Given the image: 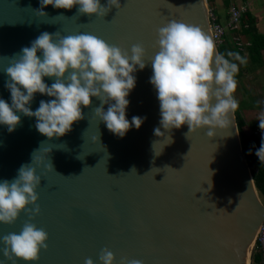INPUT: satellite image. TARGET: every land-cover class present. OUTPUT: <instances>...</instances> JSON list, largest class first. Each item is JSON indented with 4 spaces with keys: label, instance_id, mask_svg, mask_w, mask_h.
<instances>
[{
    "label": "water",
    "instance_id": "1",
    "mask_svg": "<svg viewBox=\"0 0 264 264\" xmlns=\"http://www.w3.org/2000/svg\"><path fill=\"white\" fill-rule=\"evenodd\" d=\"M120 3L119 10L113 7L104 17L78 14V5L71 10L49 5L43 9L47 15L38 16L33 10L40 7L39 0H0V99L9 104L4 69L42 32L91 34L129 55L133 44L142 43L146 49V66L132 74L135 86L126 97V119H146L122 138L94 115L100 106L95 97L88 107L81 105L84 118L59 138L40 134L36 118L22 113H17L20 122L14 131L0 125V181L12 180L39 150L36 155L54 168H36L41 176L36 188L40 212L30 221L47 232L48 247L41 249L37 261L14 258L16 264H84L88 258L100 264L105 248L113 253V264L122 258L143 264H250L264 199L256 192L241 152L234 114L229 127L213 129L214 135L207 127L186 135V124L166 131L160 126V102L150 83L157 29L175 20L199 26L210 36L206 1ZM43 79L51 86L55 78ZM51 99L35 93L30 108L35 111L41 100ZM156 128L163 136L154 134ZM45 149H51L48 157ZM28 220L21 211L13 224L0 223V237L18 234ZM0 264H12L2 251Z\"/></svg>",
    "mask_w": 264,
    "mask_h": 264
},
{
    "label": "clouds",
    "instance_id": "2",
    "mask_svg": "<svg viewBox=\"0 0 264 264\" xmlns=\"http://www.w3.org/2000/svg\"><path fill=\"white\" fill-rule=\"evenodd\" d=\"M39 3L40 7L33 10L38 16H46L43 9L49 5L65 10L78 5V14L97 17H104L113 7L117 10L122 7L120 0H106L104 5L100 0H39ZM153 47L158 51L150 58L153 70L150 83L160 102V126L171 131L186 124L189 129L186 135L205 127L210 129L208 134L214 135L213 129L229 127L231 113L238 108L233 93L239 68L233 59L241 64L246 60L231 51L226 58L199 26L175 20L157 29ZM130 53L91 34L62 36L60 32H42L30 47L11 57L4 69L8 77L4 86L11 93V104L0 99V125L14 131L20 122L17 113H22L36 118L35 127L40 134L49 139L59 138L72 130L74 122L84 118L81 105L88 107L95 97L100 106L94 109V115L110 132L122 138L131 127L139 129L146 117L126 119L129 104L126 97L135 86L132 74L146 66V49L142 43H136ZM44 77L55 78L51 86L44 82ZM35 93L54 99L41 100L32 111L30 102ZM259 128L264 133V117L259 120ZM154 134L163 136L160 128L154 129ZM167 138L171 143V136ZM50 150L43 151L47 152L46 157ZM38 152L33 153L31 163L20 166L12 180L0 181V223L13 224L21 211L29 217L18 234L0 237L3 244L0 251L12 264H16L14 258L37 261L41 249L48 247L47 232L30 222L40 212L36 188L41 184V176L36 175V168L54 169L52 163H45L44 156L36 155ZM255 155L264 161V135ZM99 261L113 264L114 255L107 248L102 249ZM84 264H93V260L88 258ZM120 264H143V261L122 258Z\"/></svg>",
    "mask_w": 264,
    "mask_h": 264
},
{
    "label": "trees",
    "instance_id": "3",
    "mask_svg": "<svg viewBox=\"0 0 264 264\" xmlns=\"http://www.w3.org/2000/svg\"><path fill=\"white\" fill-rule=\"evenodd\" d=\"M215 0H206L207 3L211 4ZM228 0H222L221 6L222 9H227L230 5H228ZM236 4V3H235ZM220 6V8H221ZM213 12L217 16V21H221L224 18V14H221L217 9L213 10ZM222 15V17H221ZM263 16H264V8H263ZM264 25V21H263ZM239 30L236 31H228L226 33L225 41L217 47V51L221 54H224L226 58L228 52H236L239 53L241 57H244V53L247 56L246 63L241 64L239 61L233 62L237 63L239 71L235 76L236 81L242 77L244 70L248 71L250 69L257 70L262 66V52L264 51V34L257 32L255 27V18L248 12H244L239 21ZM240 34V35H239ZM239 35L240 41H246V45L243 50H240L235 42L230 40V37ZM232 59V58H230ZM243 101L238 102V108L234 114L235 125L237 129V133L239 136L241 152L243 157L247 163V166L250 170L251 178L253 181V185L256 189V192L264 199V161H259L255 152L259 149L260 144L258 138L252 133H246L244 131V127L246 123L240 113V111L244 107H250L249 105L241 106ZM252 264H260V256L258 253L254 252L251 256Z\"/></svg>",
    "mask_w": 264,
    "mask_h": 264
},
{
    "label": "rangeland",
    "instance_id": "4",
    "mask_svg": "<svg viewBox=\"0 0 264 264\" xmlns=\"http://www.w3.org/2000/svg\"><path fill=\"white\" fill-rule=\"evenodd\" d=\"M206 1V0H205ZM222 0H215L213 3L209 4L206 2V7L209 10H219L221 14H225L226 8L222 9L221 6ZM242 0H228L229 4H235ZM247 4V10L252 15H256L258 19H260L259 23L263 24V14L260 11H263L264 8V0H244ZM221 6V8H220ZM222 17V15H221ZM257 20V19H256ZM223 21V18L221 19ZM262 21V22H261ZM258 23V20H257ZM263 27V25H261ZM240 26H238L239 30ZM240 35V34H239ZM239 35L238 42L240 43V46L238 48H241L243 50L246 41L242 42L239 41ZM233 37L231 35L230 40L235 42L233 40ZM244 57L247 60V56L244 53ZM233 97L237 102L243 101L241 106L249 105L250 107H244L240 113L246 123V128H244V131L246 133H250L256 128H259V120L264 117V57H263V64L260 68L257 70H248L243 72V75L241 78L237 80V88L236 91L233 93ZM260 129V128H259ZM254 254V252L251 253V255ZM250 264H252L250 259Z\"/></svg>",
    "mask_w": 264,
    "mask_h": 264
},
{
    "label": "built area",
    "instance_id": "5",
    "mask_svg": "<svg viewBox=\"0 0 264 264\" xmlns=\"http://www.w3.org/2000/svg\"><path fill=\"white\" fill-rule=\"evenodd\" d=\"M246 7L241 5H230L224 14L223 21H217V16L213 10L207 9V19L209 23V33L210 37L214 40L216 47L222 44L226 39V33L228 31L238 30L239 21L241 15L246 12ZM235 44L239 47L238 37H233ZM240 41V37H239ZM241 50V48H239ZM252 133L258 138L259 144H261V138L264 133L261 129H255ZM252 252L258 253L260 256V264H264V218L261 221L257 232L255 234L254 240L252 242ZM252 256V255H251Z\"/></svg>",
    "mask_w": 264,
    "mask_h": 264
},
{
    "label": "crops",
    "instance_id": "6",
    "mask_svg": "<svg viewBox=\"0 0 264 264\" xmlns=\"http://www.w3.org/2000/svg\"><path fill=\"white\" fill-rule=\"evenodd\" d=\"M245 4H247L244 0H242ZM260 12H262V14H263V11H260ZM252 16L255 18V27H256V29H257V32H259V33H261V34H264V25L262 24V23H259L260 22V19H261V17H260V19H258L257 17H256V15H253L252 14ZM258 20V23H257V20ZM263 20L262 21H264V16H263V18H262ZM261 21V22H262ZM261 25H263V27L261 26ZM247 43H245V45H246ZM262 54V64H263V57H264V51L261 53ZM244 128H246V126L244 127Z\"/></svg>",
    "mask_w": 264,
    "mask_h": 264
},
{
    "label": "flooded vegetation",
    "instance_id": "7",
    "mask_svg": "<svg viewBox=\"0 0 264 264\" xmlns=\"http://www.w3.org/2000/svg\"><path fill=\"white\" fill-rule=\"evenodd\" d=\"M237 5H241L243 4L245 7L247 6L243 1H239L238 3H236ZM246 10H247V7H246ZM248 11V10H247Z\"/></svg>",
    "mask_w": 264,
    "mask_h": 264
}]
</instances>
